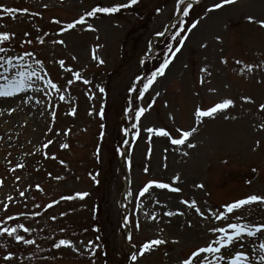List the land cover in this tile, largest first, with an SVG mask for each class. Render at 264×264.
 Instances as JSON below:
<instances>
[{"label": "rangeland", "instance_id": "obj_1", "mask_svg": "<svg viewBox=\"0 0 264 264\" xmlns=\"http://www.w3.org/2000/svg\"><path fill=\"white\" fill-rule=\"evenodd\" d=\"M183 2L138 0L116 13L88 17L94 7L128 0H0L3 8L27 9L0 8V32L14 33L0 45L9 51L0 55L21 56L25 66L37 67L36 59L43 64V79L33 78L32 88L0 97V228H16L34 241L0 234V264H182L222 235L210 229L264 224L260 202L233 213L224 208L247 195H264V27L256 23L264 20V0H235L215 9L220 0H197L187 15ZM166 56L171 60L164 75L136 100L135 108L145 112L134 120L131 111L133 122L124 129L131 89L154 69L143 62L154 59L159 66ZM225 98L234 104L195 121L196 108ZM149 127L169 136L147 133ZM192 128L185 144L171 143L178 130ZM149 180L170 188L151 185L141 195ZM60 239L73 247H56ZM154 239L164 242L139 255ZM261 242L264 235L244 236L234 247L249 264H264ZM9 252L12 259L5 260Z\"/></svg>", "mask_w": 264, "mask_h": 264}, {"label": "snow or ice", "instance_id": "obj_2", "mask_svg": "<svg viewBox=\"0 0 264 264\" xmlns=\"http://www.w3.org/2000/svg\"><path fill=\"white\" fill-rule=\"evenodd\" d=\"M138 2V0H128L127 5L125 4H114L112 6H97L94 7L91 11H88L85 13L88 17H93L97 13L100 14H113L118 12L120 9L124 7H129L131 5H134ZM235 0H220V3L214 4L211 7L213 9L220 8L223 4L228 3H234ZM182 3V0H177V5H180ZM192 7L191 3L187 4V7L183 8V12L185 15L188 14L189 9ZM0 8H3V6H0ZM5 12L13 13L16 11L21 12H27V9L23 10H17V9H11V8H3ZM179 10V9H178ZM249 21H252L253 17H247ZM81 24L84 23V17H80ZM183 23V22H181ZM260 26L264 27V20H258L256 21ZM75 26V22L68 23L66 25V29H72ZM91 27V25H89ZM192 27H195V24L192 25ZM66 29H61V31H64ZM27 35V33H25ZM160 35H163V33H160ZM14 37V33L10 34L8 32H0V45L4 44V42L10 41ZM219 39V37L217 38ZM58 43H63V41H57ZM28 43H31V41H28ZM180 45H183L184 39L181 38L178 42ZM180 49L177 47L175 49V52H178ZM9 50L5 46H0V53H7ZM175 52L172 53V55H175ZM29 57L32 56L31 53H26ZM93 58L95 59V55H93ZM171 57L166 56L163 59V62L159 64V66L151 72L150 75L146 77L147 82L143 83V89L147 90L149 86L154 82V80L159 77L163 76L165 69L170 64ZM14 61H19L20 63L16 64ZM103 61H101L102 63ZM239 64L240 61H237ZM35 64L37 67H33L31 64H27L25 66L24 58L21 56H6V55H0V97H12L17 93H20L22 90L32 88L34 86V80L33 78H36V80H42L43 76H41V72L43 71V64L42 61L39 59L35 60ZM61 66L63 67V61H60ZM246 68L251 70L252 65H245ZM203 71V69H202ZM74 76H77V78H80L78 74L74 73ZM139 79V78H138ZM48 86L52 89H57V85L53 83L51 80L47 81ZM71 83V81H69ZM87 83V81H85ZM38 87V85H37ZM59 91V89H57ZM100 91H103V89H100ZM144 95V91L140 92V96L142 97ZM60 99L63 100L64 96L61 95ZM244 101H251V97H241ZM234 104V101L232 99H222L220 102L215 103L211 107H207L205 109L196 108L194 111V118L197 123L201 121V118L203 117H214L218 112H221L225 109H228L230 106ZM259 108L261 110H264V103L259 104ZM11 111V109H9ZM145 112V108L139 107L135 110V118L139 120L141 115ZM259 127L264 128V124L259 125ZM147 133H152L155 131L157 134L163 135V136H169V133L165 131L163 128L159 129H153L151 127L147 128ZM195 131V128H192L187 131H181L178 130V138L171 139V143L174 145H182L185 144L187 139L192 135V133ZM48 143H51V141H48ZM259 142L257 141V144ZM188 147H193L194 145L188 144ZM43 147H47V144L43 145ZM62 147H68L66 144L62 145ZM186 155V153H185ZM63 163V162H62ZM17 167H21V165H17ZM147 171V169H145ZM255 171V170H253ZM19 179V177H17ZM178 177H173V180H177ZM2 183V182H0ZM151 185H155L157 188L161 189H167L170 188V185L167 183L158 182L156 180H149L141 190V195H143L145 192L149 190V187ZM39 187V186H37ZM197 187H203V185H197ZM172 191L179 192V188H172ZM20 195H23V192L20 193ZM77 197L83 198L87 195V193L84 192H78L75 194ZM10 199V198H9ZM64 199H72V196L64 197ZM260 202L261 204H264V195H247L244 198L237 199L231 203H228L224 206L225 211L227 213H233L234 210H239L243 206L251 205L253 203ZM185 204L189 203L188 201H184ZM191 205L195 207V201L191 202ZM7 207V205H5ZM197 212H200V209H196ZM171 214V213H169ZM201 215H203L202 212H200ZM225 213L221 212L215 216L217 220H220L222 217H224ZM236 219H240L239 217H236ZM138 226V225H137ZM19 228H22L25 232L30 231L31 229L26 228L23 224L18 225ZM264 224H248V223H239V222H233L228 223L226 227H220L219 229H210V231H217L220 235L218 239L208 243L204 247L197 248L195 251L191 253V255L182 261V264H192L193 258L196 259V264H220L221 261L227 259L228 264H249L248 256L244 251L236 250L235 245H238L240 241L243 239L244 236L248 237H254L259 235H264ZM7 233L9 236H14L17 241H23L26 244L34 243V241L25 240V238L22 235L16 234V228H9L4 227L0 228V234ZM164 241L159 239H154L145 242L139 249V255L143 256L146 252L152 251L153 248ZM91 241L88 242V245H91ZM60 246H67V247H73L72 241L69 239H60L59 243L56 245V247ZM242 247V245H240ZM223 249V252H222ZM259 249L261 252V255H259V259L261 261H264V242H261L259 244ZM201 254H205L201 256ZM13 254L11 252L7 253V255L4 257L5 260H11ZM132 260L137 259V255H132ZM211 258V259H209Z\"/></svg>", "mask_w": 264, "mask_h": 264}, {"label": "trees", "instance_id": "obj_3", "mask_svg": "<svg viewBox=\"0 0 264 264\" xmlns=\"http://www.w3.org/2000/svg\"><path fill=\"white\" fill-rule=\"evenodd\" d=\"M158 59H160V58H158ZM144 65H146V66H152L154 69H152L151 71H154L158 67L157 61L154 60V59L148 60L146 62H143L142 66L144 67ZM144 74L145 75L142 76V77H144L145 80H143L141 78V76H140V78L138 79V83H137L136 87H133L131 89V92H130L131 93L130 94V102H129V105H128L129 110H128V115H127V117L125 119L124 129H127L126 126L128 124L127 123L128 121H130V122L132 121L133 122V117H131V116L135 114V110H136V108H135L136 107V100H139L141 98L140 92L141 91H145L143 89V81H144V83H146L147 82L146 77L148 75H150V74L148 72H146ZM140 79H141V81H140ZM131 111H134V114ZM134 120H135V117H134Z\"/></svg>", "mask_w": 264, "mask_h": 264}, {"label": "water", "instance_id": "obj_4", "mask_svg": "<svg viewBox=\"0 0 264 264\" xmlns=\"http://www.w3.org/2000/svg\"><path fill=\"white\" fill-rule=\"evenodd\" d=\"M126 176V175H125ZM127 183H126V186H125V189L127 188V186H128V179H127V181H126Z\"/></svg>", "mask_w": 264, "mask_h": 264}]
</instances>
